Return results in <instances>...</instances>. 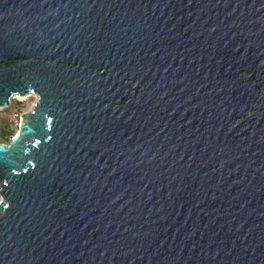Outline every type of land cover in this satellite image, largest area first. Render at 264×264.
Segmentation results:
<instances>
[{"label":"water","instance_id":"obj_1","mask_svg":"<svg viewBox=\"0 0 264 264\" xmlns=\"http://www.w3.org/2000/svg\"><path fill=\"white\" fill-rule=\"evenodd\" d=\"M0 264H264V0H0Z\"/></svg>","mask_w":264,"mask_h":264},{"label":"rangeland","instance_id":"obj_2","mask_svg":"<svg viewBox=\"0 0 264 264\" xmlns=\"http://www.w3.org/2000/svg\"><path fill=\"white\" fill-rule=\"evenodd\" d=\"M36 95L27 94L24 98L18 95L10 98V103L0 107V142L9 143L16 134L23 112L32 108ZM1 201V196H0Z\"/></svg>","mask_w":264,"mask_h":264},{"label":"bare ground","instance_id":"obj_3","mask_svg":"<svg viewBox=\"0 0 264 264\" xmlns=\"http://www.w3.org/2000/svg\"><path fill=\"white\" fill-rule=\"evenodd\" d=\"M27 94H29V93H26L25 95H18V96H21V97L24 98ZM15 95H17V94H13V95H11L10 98H12V97L15 96ZM10 98H9V101H10ZM4 105H8V104H3V106H4Z\"/></svg>","mask_w":264,"mask_h":264}]
</instances>
